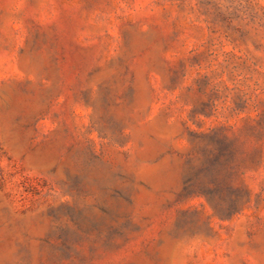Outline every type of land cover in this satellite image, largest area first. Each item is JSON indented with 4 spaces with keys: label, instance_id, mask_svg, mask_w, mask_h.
Listing matches in <instances>:
<instances>
[{
    "label": "rangeland",
    "instance_id": "374dc122",
    "mask_svg": "<svg viewBox=\"0 0 264 264\" xmlns=\"http://www.w3.org/2000/svg\"><path fill=\"white\" fill-rule=\"evenodd\" d=\"M0 264H264V0H0Z\"/></svg>",
    "mask_w": 264,
    "mask_h": 264
}]
</instances>
